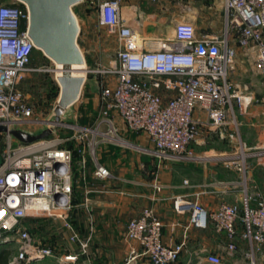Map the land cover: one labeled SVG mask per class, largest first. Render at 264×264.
I'll return each instance as SVG.
<instances>
[{
  "label": "built area",
  "instance_id": "1",
  "mask_svg": "<svg viewBox=\"0 0 264 264\" xmlns=\"http://www.w3.org/2000/svg\"><path fill=\"white\" fill-rule=\"evenodd\" d=\"M96 7L100 25L116 37L119 49L109 67L89 71L116 76L115 87L101 86L102 107L93 126L63 121L58 128L73 129L71 136L58 135L55 130L50 137L24 143L10 130L44 120L34 117L19 84L28 73L42 68L33 64L37 48L28 35L27 6L0 2V125L7 127L0 133V144L4 145L0 152V245L17 244L8 264H38L47 258H57L59 264H76L80 255L87 254L91 237L82 239L68 218L78 182L74 153L79 155L81 178L87 175V146L92 149L95 178L111 176L96 159L93 146L98 138L119 140L113 112L119 114L128 130L145 133L158 155L165 158L193 157L190 148L203 124L226 130L232 126L228 135L238 139L241 152L227 163L239 173L242 204L224 202L209 212L197 194L194 200L177 197L174 207L178 213L190 212V226L207 228L212 222L216 232L225 233L231 240L229 254L237 249L234 239L241 223V236L248 244V264H261L258 256L264 258V196L257 186L249 184L248 172L249 158H264V145L248 147L242 140L235 102L243 98L248 87L235 84L230 73L236 65L235 41L241 47L255 49V66L264 75V0H224L221 33L200 36L192 21L178 22L172 37L144 36L130 24L123 0H99ZM132 9L136 10L135 6ZM159 88L172 93L167 102L157 92ZM253 101L259 100L254 97ZM197 110L207 114L206 122L196 117ZM71 139L76 142L75 148L67 146ZM51 216L63 219L79 253L58 258L54 247L36 241L26 220ZM163 226L155 210L147 207L126 228V239L137 241L151 264H173L184 248V243L171 246L163 242ZM207 261L226 264L217 253L208 254Z\"/></svg>",
  "mask_w": 264,
  "mask_h": 264
},
{
  "label": "crops",
  "instance_id": "2",
  "mask_svg": "<svg viewBox=\"0 0 264 264\" xmlns=\"http://www.w3.org/2000/svg\"><path fill=\"white\" fill-rule=\"evenodd\" d=\"M123 6L125 15L130 18V24L144 36L168 37L166 32L169 29L174 35L175 26L181 21H192L196 28L203 24L208 27L207 33L210 34H219L214 32L215 28L223 26L224 0H163L160 3L148 0H123ZM132 6H135L136 10H133ZM188 8L193 11L192 17L184 13L189 10ZM144 29L147 31L142 33ZM233 46L237 52L236 69L230 73V80L240 87H248L243 98L235 102L241 137L249 147L263 146L264 79L259 81L250 76L245 82L240 77L243 74L247 75L251 65L255 66L256 51L251 47H241L235 41ZM90 73L93 71L87 72L79 100L62 116L64 122L72 121L68 120L69 109L77 103L79 104L74 112L91 106L100 113L101 86L115 87L116 76L103 75L102 79ZM29 76L30 73L19 84L24 94ZM157 92L164 102L172 95L164 88L157 89ZM254 97L259 101L254 102ZM97 115L88 122L87 116L85 122L75 120L77 121L75 123L94 125ZM112 115L119 140L112 143L115 147L104 153L106 156L108 153L116 156V164H108L105 158L104 163L99 160L100 164L110 170L111 176L98 179L94 176L95 162L88 156L87 175L86 179H83L78 158L76 163L78 182L75 185L73 207V210L77 211V216L74 217L75 225L77 224L80 229L85 227V233L93 230L97 249L111 252L116 249L119 236L125 235L129 221L138 217L145 208L151 207L164 224L163 242L171 246L184 243L183 251L173 264H212L207 261V255L210 253L221 255L226 264H248L245 257L248 244L241 236L244 229L241 223L237 225L238 233L234 239L237 249L234 254H229L227 245L231 240L225 233L216 232L212 222H209L207 228L190 226V212L178 213L174 207L177 197L183 196L194 200L197 194L200 203L209 212L216 210L224 202L242 204L243 192L239 186L238 174L227 163L234 153L221 146L223 142L219 139L218 132L203 124L200 136L190 148L193 157L165 158L158 155L149 138L151 145H144L142 140L147 136L145 133L128 130L117 112H113ZM196 117L203 122L207 121V114L201 110L196 111ZM60 129L62 128L56 129L58 135ZM102 129L105 130L106 125ZM232 129V126L227 128L228 131ZM122 245L123 250L130 255V259L124 264H151L149 259L142 255L143 248L137 241L125 240ZM258 258L261 264H264L263 256L259 255ZM76 264L95 263L85 257L78 259Z\"/></svg>",
  "mask_w": 264,
  "mask_h": 264
},
{
  "label": "rangeland",
  "instance_id": "3",
  "mask_svg": "<svg viewBox=\"0 0 264 264\" xmlns=\"http://www.w3.org/2000/svg\"><path fill=\"white\" fill-rule=\"evenodd\" d=\"M0 2H5L8 4H19L22 3L19 0H0ZM99 0H83L81 3L77 4L74 7V11L78 17V21L80 24V36L78 39V43L80 48L82 49L87 64L90 69H96V68H106L109 67L113 61L117 57L119 44L116 39V37L112 34H110L106 27L100 25L99 19H98V13H97V4ZM192 8V7H191ZM191 8H188L189 10L185 11L184 13H187L190 17H192L193 11ZM174 11V9H171ZM201 21V20H200ZM208 27H206L203 24H199L197 28L198 35H202L207 33ZM222 31V25L221 27H216L215 31L216 33H221ZM142 33H145L147 29L142 30ZM168 34V37L173 36V32L171 29L166 32ZM34 61L33 63L37 67H41L42 70L35 71L30 73V76L28 78L27 84L24 87V90L26 92L25 96L31 105V107L34 110V117L36 119H45L48 117H51L54 115V108L58 103V99L60 96V86L55 76V63L50 60L48 57H46L42 51L35 50L34 51ZM235 68L232 70L234 71ZM233 73V72H232ZM248 73H251L249 75ZM247 75H242L243 81L247 82L246 79L248 77L257 78L259 81L264 79V75L260 74L256 68V66L251 65L248 68ZM94 75H98L103 79V74H97L95 72L90 73ZM246 74V73H245ZM101 82V81H100ZM79 104V103H77ZM76 105L71 107L70 113H68L69 119L72 120L69 123L70 124H79L75 123L77 121L85 122V118L88 116V120L91 118H94L97 113V117L99 116V112L94 107H87L86 109H82L81 111H76ZM80 109V108H79ZM77 120V121H75ZM50 126L47 123L44 122H33L30 124H20L16 127L22 128L24 130L28 131H35L37 133L41 132L42 128H46ZM84 126H93L92 123L90 125H84ZM62 129L59 133L61 136H71L74 133L73 129L60 127ZM213 130H216L218 132L219 139L223 142L221 146L227 147L230 151H232L235 154H239L241 152L240 145L238 139L231 138L228 134H230L231 130H226L225 128H212ZM240 130V127H239ZM223 132L224 135L221 134ZM201 133V131H200ZM241 134V131H240ZM91 135H89L90 137ZM200 136V134H199ZM198 136V137H199ZM93 137H90L91 142ZM98 143L93 146L95 148V157H98V161H102L105 158V161H107L108 164L111 165V163L116 164V156L109 155L106 156L104 152L108 151L110 148L115 147L112 145V143H117V141L114 140H102L98 138ZM141 142V140H140ZM142 142L145 146H150L151 143L146 136V138H143ZM245 143L246 141L243 140ZM76 142L71 139L67 145L69 146H76ZM196 143V142H195ZM18 142H14V145H17ZM192 146V145H191ZM249 147V146H248ZM4 145L0 144V152L3 150ZM99 148V149H98ZM100 149L102 151H100ZM87 160L88 156L90 158H93L92 149L87 146ZM255 151V150H253ZM100 153V156H99ZM101 153L102 156H101ZM89 154V155H88ZM97 154V156H96ZM205 158V157H204ZM264 158H260L259 156H252L249 158V184L252 186H257V189L260 190L264 196V161H262ZM94 161V160H93ZM104 163V162H103ZM235 169V168H234ZM235 171L238 174L239 179V173L235 169ZM250 186V187H252ZM241 188V187H240ZM69 219L74 225L76 231L79 233L80 237L82 239H87L89 236L91 237L89 241V247L86 255H80V258H90L95 264H124L125 262L130 259V255L127 254L125 250H123V242L126 239L125 235L119 236L118 238V245H116V249L113 251H102L97 249L96 246V236L94 233L90 230L88 233L84 232L85 227L82 229L79 228V226L75 225V219L74 217L77 216V211L73 210V208L69 211ZM78 219H76V222ZM27 227L31 230L34 238L36 241L42 245H51L54 247L56 251V255L61 257L65 253H79L78 244L73 242L70 239V230L65 226V223L62 218L51 216V217H42L38 219H28L26 220ZM82 230V231H81ZM17 244L15 242H10L6 244L0 245V259L4 257L6 254L8 257L15 253ZM9 259V258H8ZM1 264V263H0ZM38 264H59L57 258H47L44 260H41Z\"/></svg>",
  "mask_w": 264,
  "mask_h": 264
},
{
  "label": "water",
  "instance_id": "4",
  "mask_svg": "<svg viewBox=\"0 0 264 264\" xmlns=\"http://www.w3.org/2000/svg\"><path fill=\"white\" fill-rule=\"evenodd\" d=\"M19 1L29 10V37L59 70L56 74L60 86L58 103L54 115L43 119L50 126L36 134L16 128L10 130L18 140L33 143L50 137L63 122L66 110L79 100L90 68L78 43L81 28L74 12V7L83 0ZM4 131L7 127L0 125V133Z\"/></svg>",
  "mask_w": 264,
  "mask_h": 264
},
{
  "label": "trees",
  "instance_id": "5",
  "mask_svg": "<svg viewBox=\"0 0 264 264\" xmlns=\"http://www.w3.org/2000/svg\"><path fill=\"white\" fill-rule=\"evenodd\" d=\"M74 156H75V160L77 161L79 158L77 151H75ZM8 258L9 257L5 254L4 257L0 259V263L1 264H8Z\"/></svg>",
  "mask_w": 264,
  "mask_h": 264
},
{
  "label": "bare ground",
  "instance_id": "6",
  "mask_svg": "<svg viewBox=\"0 0 264 264\" xmlns=\"http://www.w3.org/2000/svg\"><path fill=\"white\" fill-rule=\"evenodd\" d=\"M54 71H55V76H56V74H57V72H58L59 70H58V69H55Z\"/></svg>",
  "mask_w": 264,
  "mask_h": 264
}]
</instances>
